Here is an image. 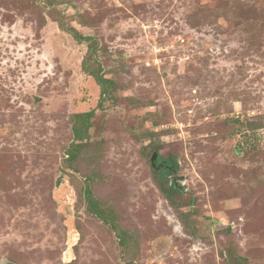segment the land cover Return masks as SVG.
<instances>
[{
	"label": "rangeland",
	"instance_id": "obj_1",
	"mask_svg": "<svg viewBox=\"0 0 264 264\" xmlns=\"http://www.w3.org/2000/svg\"><path fill=\"white\" fill-rule=\"evenodd\" d=\"M61 28L97 41L110 98ZM154 154L178 161L174 203ZM239 259L264 264V0H0V264Z\"/></svg>",
	"mask_w": 264,
	"mask_h": 264
},
{
	"label": "trees",
	"instance_id": "obj_2",
	"mask_svg": "<svg viewBox=\"0 0 264 264\" xmlns=\"http://www.w3.org/2000/svg\"><path fill=\"white\" fill-rule=\"evenodd\" d=\"M61 30L70 34L75 40V42H77L78 44L85 43L87 45V55L83 60L82 70L88 76L94 79V81L100 88L101 98H110L111 95L115 93L112 88L114 86V83L112 82V80L105 78V76L101 74V66L98 63L97 56L99 49L97 41L92 38L83 37L74 29L63 30V28H61ZM92 117L93 113L74 115L72 117V132L74 136V141L71 146H69L67 152V161L70 166L76 164L79 158L81 157L82 153L90 149L89 140L90 130L92 128ZM160 164H163V167L158 171L152 170V175L156 181L159 190L164 194L166 199L169 202L174 203L173 197L175 195H180V192L175 189L174 183L170 180V177L174 171H177L179 169L178 161L176 158H162L158 155L157 165ZM83 198L86 204L87 211L91 215L97 217L105 225H110L112 227L111 229H113V231L117 234L120 246L126 247L129 243L128 233L124 230H121L120 227H117L115 225V217L113 211L106 209V207H104V204L101 201L94 198L91 193L89 184L85 186ZM190 204H193L192 200L190 201ZM238 264H246V261L239 259Z\"/></svg>",
	"mask_w": 264,
	"mask_h": 264
},
{
	"label": "water",
	"instance_id": "obj_3",
	"mask_svg": "<svg viewBox=\"0 0 264 264\" xmlns=\"http://www.w3.org/2000/svg\"><path fill=\"white\" fill-rule=\"evenodd\" d=\"M157 160H158V156H157V154H154L152 159H151V164H152L153 168H155L156 170H160L163 167V164L157 165ZM172 180L176 182L175 179L172 178Z\"/></svg>",
	"mask_w": 264,
	"mask_h": 264
},
{
	"label": "bare ground",
	"instance_id": "obj_4",
	"mask_svg": "<svg viewBox=\"0 0 264 264\" xmlns=\"http://www.w3.org/2000/svg\"><path fill=\"white\" fill-rule=\"evenodd\" d=\"M75 237V236H74ZM76 245V244H75Z\"/></svg>",
	"mask_w": 264,
	"mask_h": 264
}]
</instances>
